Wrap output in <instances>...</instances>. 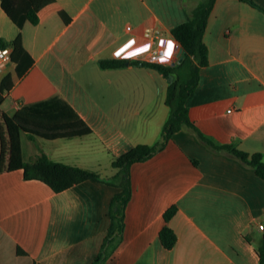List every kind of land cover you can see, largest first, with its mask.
Instances as JSON below:
<instances>
[{"label":"crops","instance_id":"1","mask_svg":"<svg viewBox=\"0 0 264 264\" xmlns=\"http://www.w3.org/2000/svg\"><path fill=\"white\" fill-rule=\"evenodd\" d=\"M199 1L52 0L33 24L13 21L0 0V37L20 35L24 48L0 69V82L11 81L0 109L40 114L70 105L92 129L54 139L24 133L25 143L21 134L23 159L43 152L107 177L118 170L116 156L161 140L168 78L138 58L117 68L99 62L120 58L116 50L130 38L144 41L146 28L171 35ZM253 1L260 7L214 1L203 34L208 62L186 106L208 139L264 158V0ZM129 173L122 233L96 261L118 186L87 179L55 191L26 179L21 168L0 172V264H260L264 179L252 166L183 126L151 156L132 162ZM164 225L176 234L171 248L159 239Z\"/></svg>","mask_w":264,"mask_h":264},{"label":"trees","instance_id":"2","mask_svg":"<svg viewBox=\"0 0 264 264\" xmlns=\"http://www.w3.org/2000/svg\"><path fill=\"white\" fill-rule=\"evenodd\" d=\"M52 0H1V6L6 14L13 20L18 21L20 17L33 24L38 22V10ZM215 0H200L188 12L187 19L170 30L171 35L179 42L182 48L181 60L179 62L154 63L147 61H135L149 66L168 78L165 103L170 112L165 121L161 140L152 143H139L116 156L112 166L118 170L111 176L103 177L91 168L68 164L56 161L45 153L41 152L31 160H24L21 150V134L26 133L30 137L40 136L47 139L74 137L92 132V129L70 106L52 113H30L19 109L13 114H7L0 109V172L21 168L26 179H38L49 185L53 190L60 191L78 182L92 179L118 186L109 205L110 224L104 238L102 250L96 261L103 259L107 253V247L114 238L122 233L124 225V209L131 195V180L129 166L132 162L143 160L154 152L172 137L173 133L183 126L195 129L198 136L215 150H224L236 156L244 163L252 166L257 175L264 179V158L260 152H248L229 144H216L204 136L191 122L186 98L196 86L199 77V69L208 62L207 47L203 41V34L206 28L209 13ZM252 5L260 7L253 0H243ZM262 8V7H261ZM61 16L67 21L64 11ZM0 46L10 47L11 58L17 61V55L24 52L20 35L15 39L7 41L0 37ZM190 61V74L185 80H181L176 68L184 61ZM127 59L115 58L100 60L103 68H117L125 65ZM11 85L9 78L0 82V95L4 89ZM175 205L164 212L165 220L176 212ZM159 239L166 248H171L176 241L175 232L164 225L159 232ZM257 253L260 264H264V238L258 247ZM101 264V262L99 263Z\"/></svg>","mask_w":264,"mask_h":264},{"label":"built area","instance_id":"3","mask_svg":"<svg viewBox=\"0 0 264 264\" xmlns=\"http://www.w3.org/2000/svg\"><path fill=\"white\" fill-rule=\"evenodd\" d=\"M127 28H130L127 26ZM144 41L135 43L133 38L128 39L117 50L119 57L123 59L138 58L147 62L168 63L174 62L177 56L178 41L171 35L165 36L157 29L146 28L144 30ZM134 42V43H130ZM171 42V49L168 45ZM11 61L10 47L0 46V69ZM259 227L264 228L260 223Z\"/></svg>","mask_w":264,"mask_h":264},{"label":"rangeland","instance_id":"4","mask_svg":"<svg viewBox=\"0 0 264 264\" xmlns=\"http://www.w3.org/2000/svg\"><path fill=\"white\" fill-rule=\"evenodd\" d=\"M181 48V47H180ZM180 48L179 49H177V56H176V58H175V60H174V62H179L180 60H179V58H180V55L182 54L181 52H180ZM174 62H172V63H174ZM174 73H177L179 76H180V78H181V80L183 81V80H185L186 78H188L189 77V74H190V61L189 60H184L177 68H176V71L174 72ZM22 135H23V139H24V143H25V141L27 140L26 139V137H25V135H24V133H22ZM105 172L104 173H108V172H110V169H111V166L109 165V164H106L105 165Z\"/></svg>","mask_w":264,"mask_h":264},{"label":"snow or ice","instance_id":"5","mask_svg":"<svg viewBox=\"0 0 264 264\" xmlns=\"http://www.w3.org/2000/svg\"><path fill=\"white\" fill-rule=\"evenodd\" d=\"M130 43H134V42H130ZM168 47H169V49H171V47H172L171 42H169ZM117 55H119V53H117Z\"/></svg>","mask_w":264,"mask_h":264},{"label":"water","instance_id":"6","mask_svg":"<svg viewBox=\"0 0 264 264\" xmlns=\"http://www.w3.org/2000/svg\"><path fill=\"white\" fill-rule=\"evenodd\" d=\"M182 49V48H181ZM182 58V57H181ZM181 58L179 60H181Z\"/></svg>","mask_w":264,"mask_h":264}]
</instances>
